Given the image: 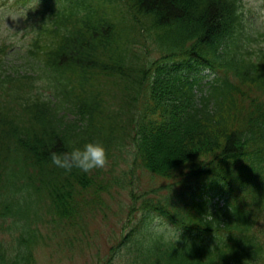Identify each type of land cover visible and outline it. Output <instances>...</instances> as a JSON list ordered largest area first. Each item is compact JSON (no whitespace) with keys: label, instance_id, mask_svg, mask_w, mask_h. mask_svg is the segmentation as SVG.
I'll return each instance as SVG.
<instances>
[{"label":"trees","instance_id":"16d2710c","mask_svg":"<svg viewBox=\"0 0 264 264\" xmlns=\"http://www.w3.org/2000/svg\"><path fill=\"white\" fill-rule=\"evenodd\" d=\"M16 2L22 40L0 34V264L101 237L92 264H264V44L243 0ZM88 141L104 168L52 163ZM114 189L130 203L107 238L90 220Z\"/></svg>","mask_w":264,"mask_h":264},{"label":"rangeland","instance_id":"374dc122","mask_svg":"<svg viewBox=\"0 0 264 264\" xmlns=\"http://www.w3.org/2000/svg\"><path fill=\"white\" fill-rule=\"evenodd\" d=\"M245 4V15H247L246 23L247 25L257 29L262 34V41L264 44V3L260 0H243ZM16 9L15 0H0V33L10 36L14 42H20L22 36L20 35H10V31L15 30V21L11 14V11ZM7 18H6V16ZM148 178L141 174L138 180L139 188L146 187ZM135 184V178L133 180ZM119 190V189H117ZM115 192V199L112 201V210L108 212L109 217L103 219L99 213L96 217H93L91 225H96L105 229V236L108 238L111 229H117L118 225L125 218L124 210L126 206L130 203L129 197L126 195L125 191ZM122 206V207H121ZM123 210V211H122ZM121 212L122 216H117V213ZM56 240V239H55ZM105 242L103 237L98 239L96 245L93 248L81 252L79 249H75L74 253L66 252L61 248H56L54 245L40 249L36 255L38 257L37 264H92L94 258L96 257V252L104 254L106 249H103L99 242ZM68 251V250H67ZM106 256V258H108Z\"/></svg>","mask_w":264,"mask_h":264},{"label":"clouds","instance_id":"9594fccd","mask_svg":"<svg viewBox=\"0 0 264 264\" xmlns=\"http://www.w3.org/2000/svg\"><path fill=\"white\" fill-rule=\"evenodd\" d=\"M50 155L52 163L57 167L67 171L78 168L85 173L93 169L104 168L109 160L108 149L101 141H88L82 146H74L67 151H52ZM159 231L165 239L176 235L175 228L171 224L162 225Z\"/></svg>","mask_w":264,"mask_h":264}]
</instances>
